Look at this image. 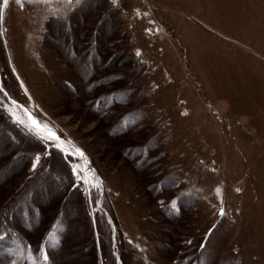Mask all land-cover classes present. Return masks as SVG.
Segmentation results:
<instances>
[{"label":"rangeland","instance_id":"rangeland-1","mask_svg":"<svg viewBox=\"0 0 264 264\" xmlns=\"http://www.w3.org/2000/svg\"><path fill=\"white\" fill-rule=\"evenodd\" d=\"M0 264H264V0H0Z\"/></svg>","mask_w":264,"mask_h":264},{"label":"snow or ice","instance_id":"snow-or-ice-1","mask_svg":"<svg viewBox=\"0 0 264 264\" xmlns=\"http://www.w3.org/2000/svg\"><path fill=\"white\" fill-rule=\"evenodd\" d=\"M17 2H20V0H17ZM137 55H139V53H137ZM12 114H13V118L16 120L17 123H20L23 126L27 127L29 132L35 134L39 139L48 142L52 146L59 148L61 151H64V148L60 147L61 145L71 143V142L63 141L62 138H60L52 129H50L47 125H42L30 114L24 113V115L19 119H17V117L19 116L18 112ZM68 151L71 152L72 150L68 149ZM75 154H78L80 157L84 156V153L79 149L75 150ZM39 159H40L39 156L35 158L33 163V169H35L36 163L39 161ZM73 173L74 175L76 174L75 169H73ZM217 192H219V189H217ZM220 214L221 215L224 214L223 209H221ZM201 247H203V245H201Z\"/></svg>","mask_w":264,"mask_h":264}]
</instances>
